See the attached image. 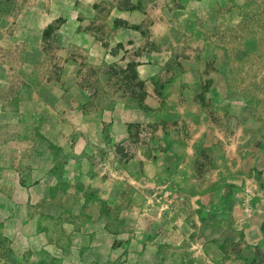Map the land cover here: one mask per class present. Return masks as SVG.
<instances>
[{
	"label": "crops",
	"instance_id": "1",
	"mask_svg": "<svg viewBox=\"0 0 264 264\" xmlns=\"http://www.w3.org/2000/svg\"><path fill=\"white\" fill-rule=\"evenodd\" d=\"M217 1L0 0L17 264H264V150L232 145L203 99L225 63ZM112 67L140 86L109 91Z\"/></svg>",
	"mask_w": 264,
	"mask_h": 264
},
{
	"label": "rangeland",
	"instance_id": "2",
	"mask_svg": "<svg viewBox=\"0 0 264 264\" xmlns=\"http://www.w3.org/2000/svg\"><path fill=\"white\" fill-rule=\"evenodd\" d=\"M217 2L218 14L224 20L217 42L225 53V63L219 70L211 66L219 86L213 88L212 82L208 83L203 99L210 102L206 107L213 114L215 127L233 135L231 144L252 145L260 156L264 150V0ZM215 68L219 73L213 72ZM120 69L107 70L109 91L127 82L128 89L140 86L131 67L126 72ZM187 246L190 249L192 244L187 242ZM16 260L10 245L0 241V264H17Z\"/></svg>",
	"mask_w": 264,
	"mask_h": 264
}]
</instances>
